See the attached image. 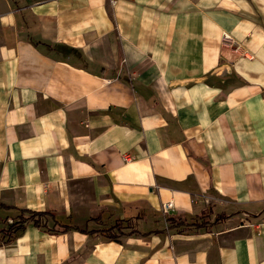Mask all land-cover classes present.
Returning a JSON list of instances; mask_svg holds the SVG:
<instances>
[{
    "label": "crops",
    "instance_id": "obj_1",
    "mask_svg": "<svg viewBox=\"0 0 264 264\" xmlns=\"http://www.w3.org/2000/svg\"><path fill=\"white\" fill-rule=\"evenodd\" d=\"M0 205L72 228L0 264H264V0H0Z\"/></svg>",
    "mask_w": 264,
    "mask_h": 264
},
{
    "label": "trees",
    "instance_id": "obj_2",
    "mask_svg": "<svg viewBox=\"0 0 264 264\" xmlns=\"http://www.w3.org/2000/svg\"><path fill=\"white\" fill-rule=\"evenodd\" d=\"M0 207L6 211L16 210L13 207H7L5 205H0ZM19 213L20 214L12 220V223L7 228H4L0 231V238H1L0 244H11L13 241L16 240L18 235L25 230L26 226L30 224L36 228H42L48 232H52L56 234L66 233L72 230V228L69 226L60 225L55 219V217L50 215L49 213H34L30 211H19ZM49 217L52 218V221L54 222V227H50ZM221 218L224 217H220L219 219ZM57 226H59L60 228L59 230H56ZM181 226H183V224L179 223L176 227L178 228ZM130 227H131L130 223H127L126 227H124L122 223H116L114 227L105 231L106 238L110 240H117L120 237L125 236L126 234L124 233L125 232L124 230L129 229ZM132 233H134V231L129 234Z\"/></svg>",
    "mask_w": 264,
    "mask_h": 264
},
{
    "label": "built area",
    "instance_id": "obj_3",
    "mask_svg": "<svg viewBox=\"0 0 264 264\" xmlns=\"http://www.w3.org/2000/svg\"><path fill=\"white\" fill-rule=\"evenodd\" d=\"M222 45L226 48L238 50V47H236L237 43L235 42L234 38L229 33H223L222 36ZM129 157L126 158V161H129ZM172 204L170 203L168 205V209L172 208Z\"/></svg>",
    "mask_w": 264,
    "mask_h": 264
},
{
    "label": "rangeland",
    "instance_id": "obj_4",
    "mask_svg": "<svg viewBox=\"0 0 264 264\" xmlns=\"http://www.w3.org/2000/svg\"><path fill=\"white\" fill-rule=\"evenodd\" d=\"M11 223H12V222H11ZM11 223H10V224H11ZM10 224H9V225H10ZM9 225H8V226H9ZM0 243H1V238H0Z\"/></svg>",
    "mask_w": 264,
    "mask_h": 264
}]
</instances>
